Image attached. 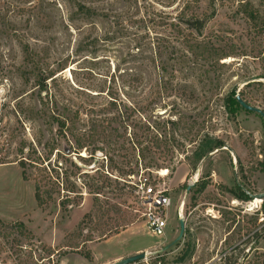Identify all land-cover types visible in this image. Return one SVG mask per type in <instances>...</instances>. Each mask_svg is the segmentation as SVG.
Returning <instances> with one entry per match:
<instances>
[{
    "label": "rangeland",
    "instance_id": "rangeland-1",
    "mask_svg": "<svg viewBox=\"0 0 264 264\" xmlns=\"http://www.w3.org/2000/svg\"><path fill=\"white\" fill-rule=\"evenodd\" d=\"M239 93L264 112V0H0V264H264V118Z\"/></svg>",
    "mask_w": 264,
    "mask_h": 264
},
{
    "label": "built area",
    "instance_id": "built-area-1",
    "mask_svg": "<svg viewBox=\"0 0 264 264\" xmlns=\"http://www.w3.org/2000/svg\"><path fill=\"white\" fill-rule=\"evenodd\" d=\"M139 189L141 214L145 218L146 225L152 234L161 236L167 227L166 210L170 205V198L160 189L146 185L145 181L139 185Z\"/></svg>",
    "mask_w": 264,
    "mask_h": 264
},
{
    "label": "water",
    "instance_id": "water-1",
    "mask_svg": "<svg viewBox=\"0 0 264 264\" xmlns=\"http://www.w3.org/2000/svg\"><path fill=\"white\" fill-rule=\"evenodd\" d=\"M236 99L238 100L239 104L243 108H245L247 110H251V111L257 112V113H259L264 118V112L260 108L255 107V106H252V105H249L248 103H246L239 96V94L236 95ZM190 186L191 185H189L187 189H189ZM257 196L259 198L263 199L264 198V192H262L260 194H257ZM179 223H180V230H179L178 239L183 236L184 229H185L183 217H180L179 218ZM145 257H146V253L144 251H142V252H139V253H135V254H132V255H129V256L122 257L119 260H117V261H115V262H113L111 264H131V263H134L135 261L140 260V259H143Z\"/></svg>",
    "mask_w": 264,
    "mask_h": 264
},
{
    "label": "trees",
    "instance_id": "trees-1",
    "mask_svg": "<svg viewBox=\"0 0 264 264\" xmlns=\"http://www.w3.org/2000/svg\"><path fill=\"white\" fill-rule=\"evenodd\" d=\"M201 28V26H196V29L197 30H199ZM239 96L245 101V99L243 98V96H242V94L241 93H239ZM233 101L236 103V104H238L239 106H241L240 104H239V102H238V100L236 99V96H235V98L233 99ZM246 102V101H245ZM247 103V102H246ZM242 107V106H241ZM62 126H64V122H62V124H61ZM61 126V127H62ZM21 163H23V162H21ZM146 184H148V183H146ZM37 190L35 191V199L37 200V202L39 203V204H42L43 203V198H42V196L40 195V193L38 192V187L36 188ZM243 195V194H242ZM247 194L245 193V196H246ZM124 228V226L123 225H116L115 226V228L113 229V230H110L109 232H113V233H118L119 232V230L120 229H123ZM85 256V258H89L88 257V255H84Z\"/></svg>",
    "mask_w": 264,
    "mask_h": 264
},
{
    "label": "crops",
    "instance_id": "crops-1",
    "mask_svg": "<svg viewBox=\"0 0 264 264\" xmlns=\"http://www.w3.org/2000/svg\"><path fill=\"white\" fill-rule=\"evenodd\" d=\"M121 256H122V255H117V256H115V257H111L110 259H108V261H107L105 264H111L112 262L117 261V260H119L120 258H122Z\"/></svg>",
    "mask_w": 264,
    "mask_h": 264
},
{
    "label": "bare ground",
    "instance_id": "bare-ground-1",
    "mask_svg": "<svg viewBox=\"0 0 264 264\" xmlns=\"http://www.w3.org/2000/svg\"><path fill=\"white\" fill-rule=\"evenodd\" d=\"M256 199H259V198H256ZM145 252V251H144ZM146 253V257H147V255H148V252H145ZM115 262V261H114ZM113 263V262H112Z\"/></svg>",
    "mask_w": 264,
    "mask_h": 264
},
{
    "label": "flooded vegetation",
    "instance_id": "flooded-vegetation-1",
    "mask_svg": "<svg viewBox=\"0 0 264 264\" xmlns=\"http://www.w3.org/2000/svg\"><path fill=\"white\" fill-rule=\"evenodd\" d=\"M196 181V180H195Z\"/></svg>",
    "mask_w": 264,
    "mask_h": 264
}]
</instances>
